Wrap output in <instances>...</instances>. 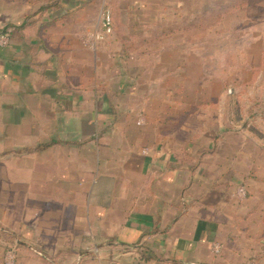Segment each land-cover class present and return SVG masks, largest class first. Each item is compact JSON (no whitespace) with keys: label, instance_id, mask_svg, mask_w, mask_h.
Listing matches in <instances>:
<instances>
[{"label":"crops","instance_id":"obj_1","mask_svg":"<svg viewBox=\"0 0 264 264\" xmlns=\"http://www.w3.org/2000/svg\"><path fill=\"white\" fill-rule=\"evenodd\" d=\"M117 1L0 0V264H264V0Z\"/></svg>","mask_w":264,"mask_h":264},{"label":"rangeland","instance_id":"obj_2","mask_svg":"<svg viewBox=\"0 0 264 264\" xmlns=\"http://www.w3.org/2000/svg\"><path fill=\"white\" fill-rule=\"evenodd\" d=\"M229 3H224L223 0H216V16L214 17L215 21L218 23V22H222L223 21V18H224V13L226 12H223L225 10V6L228 5ZM126 5V3H122L120 1H115V0H107V2L105 4H103V7L100 9L99 11V17H98V24H97V33H101L102 31V17H103V14L106 12V11H110L111 13V16H112V22H113V31H112V34L109 35L108 37H106L104 40H98V41H94L93 40V36L95 35H92V38L91 36L89 38H91V41L93 42H100V41H105V40H109L113 34H114V31L119 28V29H122L123 27L126 26V20L123 19V14H122V11H123V7ZM243 19L236 17L235 20H233V24L232 26H235L236 27V30L238 31L239 28H240V25L243 26ZM211 22V20H210ZM259 21H256V20H253L251 22H249V25L251 23H257ZM223 24V23H222ZM262 36L264 37V35L262 34ZM122 38H127L126 35H121ZM240 37H242L243 39V36H239V34H235L232 36V41L233 42H239L240 40ZM258 37L260 36H253V35H249L247 36V39L245 40V43L247 44L248 48L250 49V53L248 55V61L245 65H243L241 67V65L239 66V62L238 64H235L234 61H232V82L230 83L229 87L227 86V90L229 89L231 91V93L233 94V96H246V93H251L252 96L254 98H256V96H261V95H264V66H262V63L264 65V60L262 62V60L260 61H256V63L259 62V66H256V65H251L253 62H255L256 60V55H257V52L255 51V46L254 43L256 42V40L258 39ZM90 41V42H91ZM243 41V40H242ZM217 42L221 43L223 42V36L222 35H217ZM252 44V45H251ZM259 71H263V73H261V75H259L256 79L258 81H248L251 77H254L256 76L257 74H259L260 72ZM251 80V79H250ZM259 80H260V83H259ZM245 94V95H244ZM258 94V95H256ZM260 98V97H259ZM243 103H249L251 102L250 100H248L247 98L243 97L242 99H240ZM261 99H258L257 102H259ZM254 101V100H253ZM263 106H264V100H263Z\"/></svg>","mask_w":264,"mask_h":264},{"label":"built area","instance_id":"obj_3","mask_svg":"<svg viewBox=\"0 0 264 264\" xmlns=\"http://www.w3.org/2000/svg\"><path fill=\"white\" fill-rule=\"evenodd\" d=\"M102 31L101 33L95 34L93 37L94 41L104 40L106 37L112 34L113 22L110 11H106L102 17ZM10 43V36L6 33L0 32V47H6ZM237 196L239 198L247 197V190L245 186H240L237 191ZM222 246L220 244H216L214 246L215 254H219L221 252ZM17 253L15 248L10 247L5 252V263L6 264H16Z\"/></svg>","mask_w":264,"mask_h":264},{"label":"trees","instance_id":"obj_4","mask_svg":"<svg viewBox=\"0 0 264 264\" xmlns=\"http://www.w3.org/2000/svg\"><path fill=\"white\" fill-rule=\"evenodd\" d=\"M55 6H57V4H55ZM47 147V145H41L40 147H38V150H43ZM32 149H25L24 152H31Z\"/></svg>","mask_w":264,"mask_h":264}]
</instances>
